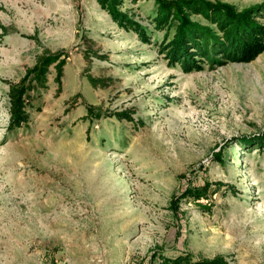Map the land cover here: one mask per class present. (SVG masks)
Returning <instances> with one entry per match:
<instances>
[{
	"label": "rangeland",
	"instance_id": "rangeland-1",
	"mask_svg": "<svg viewBox=\"0 0 264 264\" xmlns=\"http://www.w3.org/2000/svg\"><path fill=\"white\" fill-rule=\"evenodd\" d=\"M193 1L122 0L145 43L99 0H0V264H264V50L168 62L155 12ZM200 1L264 26V0ZM48 57L11 130L10 84Z\"/></svg>",
	"mask_w": 264,
	"mask_h": 264
},
{
	"label": "trees",
	"instance_id": "trees-1",
	"mask_svg": "<svg viewBox=\"0 0 264 264\" xmlns=\"http://www.w3.org/2000/svg\"><path fill=\"white\" fill-rule=\"evenodd\" d=\"M99 5L117 25L134 30L142 41L149 42L145 30L132 22L128 12H120L122 0H99ZM262 10L264 12V9ZM152 25L155 30L164 32V39L158 47L160 54L185 73L199 72L206 66L212 67L224 61H250L264 50V26L253 22L249 15L238 16L227 7L217 8L200 0L191 4L180 3L170 8H158ZM57 61L56 57H48L19 83L10 84L7 96L11 130L28 122L27 109L31 107L32 94L36 89L45 86L47 69ZM64 65L63 60L55 64L56 82H60L63 77ZM29 75H32V78L27 82ZM118 116L120 120L132 121L131 115ZM202 193L201 190H194V193L188 192L182 197L196 198ZM161 264H228V262L222 256L212 260L194 261L189 255H179L175 258H161Z\"/></svg>",
	"mask_w": 264,
	"mask_h": 264
}]
</instances>
